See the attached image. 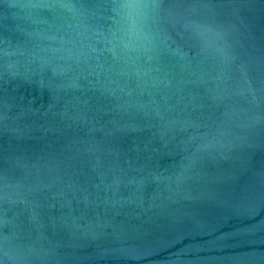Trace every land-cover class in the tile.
<instances>
[{"label": "water", "instance_id": "95a60500", "mask_svg": "<svg viewBox=\"0 0 264 264\" xmlns=\"http://www.w3.org/2000/svg\"><path fill=\"white\" fill-rule=\"evenodd\" d=\"M0 264H264V0H0Z\"/></svg>", "mask_w": 264, "mask_h": 264}]
</instances>
